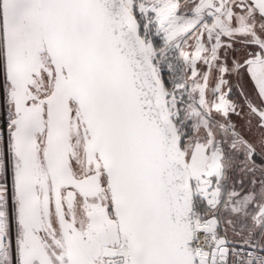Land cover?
Segmentation results:
<instances>
[{"label": "water", "instance_id": "95a60500", "mask_svg": "<svg viewBox=\"0 0 264 264\" xmlns=\"http://www.w3.org/2000/svg\"><path fill=\"white\" fill-rule=\"evenodd\" d=\"M0 24L7 96L15 112L10 140L18 160L13 171L18 222L25 228L21 264L33 259L45 263L29 242L40 220L35 134L43 130L67 264H95L106 245L102 218L89 215L90 228L82 234L66 226L62 214L60 187L82 193L92 179L75 178L69 167L72 110L82 126L84 152L101 166L107 181L114 213L106 221L107 237L117 244L125 241L127 263L195 264L194 215L198 201L211 212L220 203L226 154L217 146L205 171L192 179L162 79L125 0H0ZM41 53L51 68L43 67ZM40 67L53 78L43 99L29 90ZM72 125L76 127V120ZM234 245L218 235L209 264H230ZM120 261L106 258L107 264Z\"/></svg>", "mask_w": 264, "mask_h": 264}, {"label": "flooded vegetation", "instance_id": "af4514ba", "mask_svg": "<svg viewBox=\"0 0 264 264\" xmlns=\"http://www.w3.org/2000/svg\"><path fill=\"white\" fill-rule=\"evenodd\" d=\"M252 1L254 0H152V7L158 14L156 21L159 26L154 25L150 29L155 31L151 39L154 42L151 55L162 79L167 99L169 97L175 101L174 106H169V110L177 124L181 142L183 138L191 135L192 115L199 112L204 116L198 102L200 96H203L206 104L211 101L216 103L207 123L217 130L209 157L220 146L225 151V159L239 157L244 162H256L260 157L264 160V101L257 94L253 77L258 71L264 76V7L259 13L253 14L247 5ZM240 11L256 20L254 33L244 35L236 30L234 16L237 17ZM163 18L166 19L165 22H162ZM168 24L169 27H166ZM143 30L146 31L145 26ZM0 42L2 45V35ZM40 57L43 67L51 68L46 54L41 53ZM1 62L8 91L3 52ZM43 67L39 68L38 75H33L29 84L31 94L39 99L49 94L53 81ZM43 78H46L49 90L44 97H40L33 87L42 89ZM166 88L169 92L174 91L173 96L169 95ZM7 103L12 120L15 112L9 99ZM31 103L37 104V100L32 99ZM43 115L46 125L45 111ZM74 120L76 127L72 125ZM70 124L68 142L71 173L77 179L88 176L92 179L90 186L82 193L73 187H60L59 198L66 226L84 234L90 228L89 215L97 216L98 220L102 218L105 221L101 222L105 230L106 245L101 247L95 264H107L106 258L110 257L122 258L118 263L120 264L124 260L119 252L122 247L121 240L117 244L113 237H107L109 231L106 221L113 219L114 213L105 175L101 166L92 158H87L84 152L85 137L74 110ZM12 129L13 125L11 131ZM35 135L38 178L36 191L40 198V220L38 226L32 229L29 242L35 248L34 254L40 256L37 251H41L40 257H43L44 264H67L65 234L43 153L45 130ZM17 162L11 150L16 264H21L20 247L25 228L18 222V202L14 191L13 171ZM204 171L205 168L196 178L191 175L192 179L199 178ZM44 183L47 188L45 196ZM109 249H113L114 255L105 254V250ZM30 264L43 263L33 259Z\"/></svg>", "mask_w": 264, "mask_h": 264}, {"label": "crops", "instance_id": "0c3cea01", "mask_svg": "<svg viewBox=\"0 0 264 264\" xmlns=\"http://www.w3.org/2000/svg\"><path fill=\"white\" fill-rule=\"evenodd\" d=\"M247 5L253 14H256L264 7V0H254ZM236 16H234L236 30L244 35L256 31L254 18L247 16L244 11H240ZM253 77L257 94L264 101V76L258 71ZM198 102L204 116L199 112L192 115L191 135L185 140L187 164L194 178L204 170L217 133L215 127L207 124L212 110L216 107L215 101L206 104L201 95ZM255 161L244 162L239 157L224 159L220 203L214 212L207 209L204 204L203 207L205 212L214 214L218 224V235L225 236L232 244L264 249V213L260 214L264 206V160L259 157ZM230 264L248 263L231 255Z\"/></svg>", "mask_w": 264, "mask_h": 264}, {"label": "built area", "instance_id": "2783aa9c", "mask_svg": "<svg viewBox=\"0 0 264 264\" xmlns=\"http://www.w3.org/2000/svg\"><path fill=\"white\" fill-rule=\"evenodd\" d=\"M7 100V88L5 85L0 55V195L2 196L0 199V257L8 253V261L11 262V264H16L14 213L12 209L14 196L10 164L11 112ZM199 227H202L203 230L198 231ZM217 227V220L214 216L205 213L202 209L197 210V213L194 215V228L196 236L195 264H209L210 252L213 243L218 237ZM122 241L124 240H121V245ZM198 247L206 248V253L202 256L198 255ZM230 252L248 264H264L263 248L249 245H234L230 247ZM124 255H126V252ZM0 264L3 263L0 262Z\"/></svg>", "mask_w": 264, "mask_h": 264}, {"label": "rangeland", "instance_id": "374dc122", "mask_svg": "<svg viewBox=\"0 0 264 264\" xmlns=\"http://www.w3.org/2000/svg\"><path fill=\"white\" fill-rule=\"evenodd\" d=\"M126 2H128V4L130 5V9L133 12V14L137 17L139 23H140V28H141V35H143V39L146 41L147 47L149 52L152 54L153 53V48H154V42H152V35L155 34V31H150V29L155 25L159 26V24L157 23L156 19L158 17V14L156 13V11L154 10V8L152 7V0H125ZM145 26V30H143V27ZM169 27V24L166 26ZM165 27V28H166ZM0 40H1V24H0ZM0 51H1V57H2V45L0 42ZM2 63V62H1ZM43 88L37 90L36 86L33 87V89H35L36 94L40 97H44L45 94L48 92V84L46 82V78H43ZM167 89V88H166ZM167 92L169 93L170 96H173V90H171L170 92L167 89ZM167 93V94H168ZM175 101L171 98L168 97V105L170 107L174 106ZM184 133L185 131L182 130ZM185 138H183V142L182 143V147L184 149V151H186L185 149ZM127 256V255H126ZM0 262L3 264H11V262L8 261V253H6L5 255H2L0 257Z\"/></svg>", "mask_w": 264, "mask_h": 264}, {"label": "bare ground", "instance_id": "6f19581e", "mask_svg": "<svg viewBox=\"0 0 264 264\" xmlns=\"http://www.w3.org/2000/svg\"><path fill=\"white\" fill-rule=\"evenodd\" d=\"M125 4L127 5V7L130 9V5L128 4V2H126L125 1ZM122 247H121V249L119 250V252L122 254V255H124V253L126 252V246H125V243H124V241H122V245H121ZM198 255H200V256H202V255H204L205 253H206V248H204V247H198ZM124 257H125V260L123 261V262H121L120 264H128L127 263V256L126 255H124ZM118 264V263H117Z\"/></svg>", "mask_w": 264, "mask_h": 264}, {"label": "trees", "instance_id": "16d2710c", "mask_svg": "<svg viewBox=\"0 0 264 264\" xmlns=\"http://www.w3.org/2000/svg\"><path fill=\"white\" fill-rule=\"evenodd\" d=\"M199 209H202V210H204L205 209V207H203L202 205H200L199 206ZM205 211V210H204ZM206 213V212H205Z\"/></svg>", "mask_w": 264, "mask_h": 264}]
</instances>
